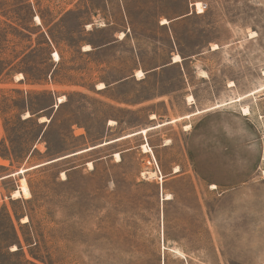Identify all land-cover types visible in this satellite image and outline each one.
Segmentation results:
<instances>
[{
  "label": "rangeland",
  "instance_id": "374dc122",
  "mask_svg": "<svg viewBox=\"0 0 264 264\" xmlns=\"http://www.w3.org/2000/svg\"><path fill=\"white\" fill-rule=\"evenodd\" d=\"M3 68L0 264H264V0H0Z\"/></svg>",
  "mask_w": 264,
  "mask_h": 264
},
{
  "label": "bare ground",
  "instance_id": "6f19581e",
  "mask_svg": "<svg viewBox=\"0 0 264 264\" xmlns=\"http://www.w3.org/2000/svg\"><path fill=\"white\" fill-rule=\"evenodd\" d=\"M37 20H38V22H40L41 20H40V18L37 16V18H36ZM166 22H168V20H164V23H166ZM89 26V25H88ZM124 36V33H122V35H121V37H123ZM215 46V48H218V46L217 45H214ZM86 50H90L91 49V46L90 45H87L86 47ZM53 57L55 58V60L57 61V60H59L60 59V55H59V53L58 52H54V54H53ZM182 60V57L179 55V54H176L175 56H174V58H173V62H180ZM137 75H138V78H141L142 76H144V72L143 71H141V70H139V71H137ZM100 85V88H104L105 87V84L104 83H100L99 84ZM65 99V97H60L59 98V101L61 102L62 100H64ZM189 99L190 100H194V98H193V96H190L189 97ZM237 101V100H236ZM230 102V101H229ZM244 112H245V114H249L250 113V110H249V108L248 107H245L244 108ZM190 115V114H189ZM195 116V115H194ZM158 127L159 126H161V124H158L157 125ZM190 127V125H186V128L188 129ZM144 132V131H143ZM132 136V135H131ZM124 138V137H123ZM110 142H112V141H110ZM109 143V142H108ZM106 144V143H105ZM102 145H104V144H102ZM99 146V145H98ZM145 146H143V148H144ZM94 148V147H93ZM79 152H82V151H79ZM117 158L118 159H120V153H117ZM7 162L8 161H5V160H3L2 161V163L4 164V165H7ZM23 171V170H22ZM176 171H179V168H178V166H177V169H176ZM14 174V173H13ZM211 187L212 188H216L217 186L216 185H214V184H212L211 185ZM15 192V197L16 196H18V194H19V191H14ZM171 195L170 194H168V196L166 197V199L167 200H169V199H171Z\"/></svg>",
  "mask_w": 264,
  "mask_h": 264
},
{
  "label": "trees",
  "instance_id": "16d2710c",
  "mask_svg": "<svg viewBox=\"0 0 264 264\" xmlns=\"http://www.w3.org/2000/svg\"><path fill=\"white\" fill-rule=\"evenodd\" d=\"M4 71H5V68L0 70V76L4 73ZM24 73L27 76V78L29 77L30 79L35 80V81H40L44 77V72H40L37 75L31 74V73L26 72V71ZM32 118H33V114L30 115L27 119L32 120ZM12 151H14V145L11 142L10 146H6V153L4 154V157L9 158L11 161H12V159H11L12 158V156H11Z\"/></svg>",
  "mask_w": 264,
  "mask_h": 264
},
{
  "label": "crops",
  "instance_id": "0c3cea01",
  "mask_svg": "<svg viewBox=\"0 0 264 264\" xmlns=\"http://www.w3.org/2000/svg\"><path fill=\"white\" fill-rule=\"evenodd\" d=\"M214 185H216V184H214Z\"/></svg>",
  "mask_w": 264,
  "mask_h": 264
},
{
  "label": "water",
  "instance_id": "95a60500",
  "mask_svg": "<svg viewBox=\"0 0 264 264\" xmlns=\"http://www.w3.org/2000/svg\"><path fill=\"white\" fill-rule=\"evenodd\" d=\"M54 162V161H53Z\"/></svg>",
  "mask_w": 264,
  "mask_h": 264
}]
</instances>
